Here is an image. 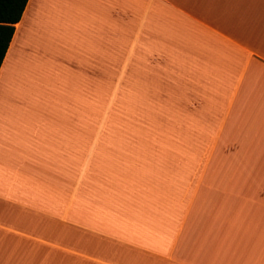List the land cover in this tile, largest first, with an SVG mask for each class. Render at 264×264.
<instances>
[{"label":"crops","instance_id":"crops-1","mask_svg":"<svg viewBox=\"0 0 264 264\" xmlns=\"http://www.w3.org/2000/svg\"><path fill=\"white\" fill-rule=\"evenodd\" d=\"M60 44L111 79L94 121L8 103L19 47ZM0 264H264V0H28L0 67Z\"/></svg>","mask_w":264,"mask_h":264},{"label":"rangeland","instance_id":"rangeland-1","mask_svg":"<svg viewBox=\"0 0 264 264\" xmlns=\"http://www.w3.org/2000/svg\"><path fill=\"white\" fill-rule=\"evenodd\" d=\"M19 50L15 61L9 64L10 68L9 65L5 67L7 72L2 79L3 86L20 90L18 96H15L16 100L8 103L18 101V104L70 106L72 110H77L75 113L80 120L94 121L97 118L99 113L96 110L100 108H95L99 104L96 96L100 94V91H110L111 79L106 77L100 79V75L97 77L91 74V69L84 64L79 65L74 61L68 63L62 54L61 44L52 48L39 47L37 53L36 47L25 45L20 46ZM68 76L71 77L68 78ZM102 99L105 109L111 102V96L106 95ZM132 115V113L117 112L116 118L141 119ZM103 118L110 119L111 112L104 110Z\"/></svg>","mask_w":264,"mask_h":264},{"label":"trees","instance_id":"trees-1","mask_svg":"<svg viewBox=\"0 0 264 264\" xmlns=\"http://www.w3.org/2000/svg\"><path fill=\"white\" fill-rule=\"evenodd\" d=\"M28 0H0V67Z\"/></svg>","mask_w":264,"mask_h":264}]
</instances>
